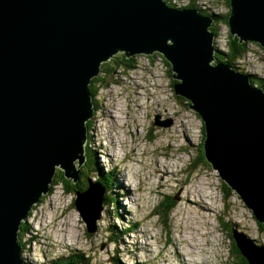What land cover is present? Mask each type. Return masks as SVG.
<instances>
[{"label": "water", "instance_id": "obj_1", "mask_svg": "<svg viewBox=\"0 0 264 264\" xmlns=\"http://www.w3.org/2000/svg\"><path fill=\"white\" fill-rule=\"evenodd\" d=\"M231 3V34L264 51L255 43L264 47V0ZM212 22L163 0H0V264H23L18 232L56 168L78 182L93 114L87 87L101 61L119 51L126 58L157 52L170 63L174 94L203 123L205 160L264 224V90L215 59L222 52ZM75 195L93 234L104 190L87 179ZM232 240L247 264H263L262 246L253 247L258 257L237 228Z\"/></svg>", "mask_w": 264, "mask_h": 264}, {"label": "rangeland", "instance_id": "obj_2", "mask_svg": "<svg viewBox=\"0 0 264 264\" xmlns=\"http://www.w3.org/2000/svg\"><path fill=\"white\" fill-rule=\"evenodd\" d=\"M199 5L223 12L222 0H202ZM214 27V44L226 51L224 25ZM154 53H136L124 61L119 51L108 62L101 61L107 65L97 76L105 82L93 87L94 109L83 148L94 172L83 168L75 183V191L82 192L87 179L95 183V174L112 177L96 231L87 233L73 205L75 191L57 183L25 221L30 227L22 238L23 264L60 259L85 264H235L241 256L229 239L233 228L253 241L249 249L258 257L255 245L264 253V230L250 210L205 159L197 162L203 151V123L186 100L176 98L171 68ZM235 67L264 81V51L248 47ZM105 68L112 73L103 74ZM105 136L116 141L113 151L104 146ZM171 202V213L161 216V205Z\"/></svg>", "mask_w": 264, "mask_h": 264}, {"label": "trees", "instance_id": "obj_3", "mask_svg": "<svg viewBox=\"0 0 264 264\" xmlns=\"http://www.w3.org/2000/svg\"><path fill=\"white\" fill-rule=\"evenodd\" d=\"M163 1L169 7L170 6H174L176 4V2H175L176 0H163ZM201 1L202 0H189V2H190L189 3V5H190L189 7L193 8L196 11H199V10H201V11H207V8H199L197 6L199 4V2H201ZM222 1H223L224 5L226 7V11L222 12L221 9L219 8V10H216V12H217L216 14H210L209 15V17L214 20L213 25L210 27V31L213 33L214 37L217 36V31H218V29H216L214 26H219L220 24H222V25H225L226 28H227V30H228L227 40H226V47H227L226 48V51H222V56H221V54H215V59L217 61L222 62V63L230 66L231 68L237 70V68L235 67V65L239 61H241L243 59V57L246 55V53L248 51V46L247 45L249 43H251L252 41H250V40L245 41V40L240 39L239 36L232 35L231 34L230 28H229V18H230L231 14H232V3H231V0H222ZM255 43L260 47V49H263L264 50V47L260 43H257V42H255ZM154 54H157V55L161 56L160 59L163 62H165V66L171 68V71H172V67H171L170 63L164 58V56L158 54L157 52L154 53ZM121 57H122V59L124 61H126L127 58L125 57L124 54H122ZM106 62H108V61H106ZM106 62L100 64V67H101L100 69H102L103 67H106V65H107ZM122 64H124V63H122ZM112 71L113 70L111 68H108V69L105 68L102 73L103 74H105V73L110 74V73H112ZM173 74L171 75V78L173 79L171 81L172 86H174L177 83L175 81V79L173 78ZM249 77H252V76H249ZM259 81L261 82V84L256 83L255 82V78H254L252 80L251 84H256L258 87H260V88H262L264 90V86H263L264 81H262L261 79H259ZM101 82H105V80H103V78H101V77H98L97 79H94V78L91 79L90 80V83L88 84L87 89H88V91L90 93V98H91L92 103H94L93 97H94V91H95V90H93V87H95V84L96 83H101ZM176 98L179 99V100L184 99V98L178 97V96ZM130 115H131V110H130ZM85 127H86V129H87V127L90 128L91 127V123L90 122H86ZM202 135H203V137H202L201 147H202L203 141H204L203 124H202ZM204 159H205L204 158V153H203V151H200L199 159L197 160V162L200 164V161L203 162ZM198 165H196L194 168H196ZM83 168H88V171L90 173H93L94 172V169L91 167V163L88 160L81 167L79 177L81 176V173H82V169ZM62 175L64 176V172H62V171H57L55 173L54 178H53V181H52V185L50 186V191H51V189L53 188L54 185H56L57 183H62L63 182V184H65L64 185L65 190L70 189V190H72L74 192L75 189H76V184L75 183L74 184H71L70 181H64L66 177L65 176L63 177ZM92 178H95L96 181L99 182L102 185V187L104 188V191L107 190L109 192L110 186H111V183H112V177H111L110 174L101 175L99 173L97 175L95 174ZM86 179H87V177H85V180ZM222 184L226 188V190L229 189L223 182H222ZM86 188H87V183L85 184V182H84L83 183V188L81 190L84 191ZM44 197L45 196H43L41 198V200H43ZM104 198H105V196H104ZM173 207H174V203L173 202H171L170 205H169V203H164V205H161L160 212L159 213L161 214V216L167 217L169 215V213H171V210L173 209ZM155 216H157V215H155ZM252 216H253V214H252ZM253 218H254V216H253ZM24 223H25V225L22 223V225H21V228L22 229L20 228V231L18 232V243H19V245L21 247L23 246V248H24V245L22 244V238L24 237V234H26V232L28 231V229L30 227V225H28L26 222H24ZM224 225L225 224H223V226ZM258 226L260 227L261 230H264V224L258 223ZM227 229L229 230L228 227H227ZM19 236H21V242L19 240ZM229 239L231 241V244L233 246V249H234L235 253L237 255H240L239 252L237 251L236 247H235L234 241L232 240V230L229 231ZM231 253H233V251H231ZM67 261H74L76 263L85 264L84 262H82V260H79L78 261V260L70 259V260H67ZM67 261L64 260V259H60V260L54 262L53 264H64ZM235 264H247V261L244 258L240 257V260L239 261L237 260Z\"/></svg>", "mask_w": 264, "mask_h": 264}, {"label": "bare ground", "instance_id": "obj_4", "mask_svg": "<svg viewBox=\"0 0 264 264\" xmlns=\"http://www.w3.org/2000/svg\"><path fill=\"white\" fill-rule=\"evenodd\" d=\"M97 77V76H96ZM177 81V80H176ZM130 110H132V109H130ZM107 135V134H106ZM105 138L107 139V140H110V142L111 143H113L114 142V140H111V139H108L109 137H107V136H105ZM116 142V141H115ZM114 142V143H115ZM167 167V166H166ZM150 185V184H149ZM197 191V190H196ZM189 192V191H188ZM190 193H192V192H190ZM197 193V192H196ZM188 194V193H187ZM189 195V194H188ZM200 197H204V196H200L199 195V199H200ZM187 202H188V199L186 200ZM200 201H202V200H200ZM197 204H199L198 202H197ZM200 205V204H199ZM201 206V205H200ZM204 207H205V205H204ZM203 208V207H202ZM202 208H200V210L202 209ZM206 208V207H205ZM22 229V228H21ZM124 233H125V231H124ZM150 261V260H149ZM189 261H192L191 259L189 260Z\"/></svg>", "mask_w": 264, "mask_h": 264}, {"label": "built area", "instance_id": "obj_5", "mask_svg": "<svg viewBox=\"0 0 264 264\" xmlns=\"http://www.w3.org/2000/svg\"><path fill=\"white\" fill-rule=\"evenodd\" d=\"M175 2H176L175 6L180 7V6L185 5V4L187 3V0H185V4H183V5H179V4L177 3V1H175Z\"/></svg>", "mask_w": 264, "mask_h": 264}, {"label": "clouds", "instance_id": "obj_6", "mask_svg": "<svg viewBox=\"0 0 264 264\" xmlns=\"http://www.w3.org/2000/svg\"><path fill=\"white\" fill-rule=\"evenodd\" d=\"M189 1V0H188ZM190 3V2H189ZM170 7H172V8H174V9H176V6L174 5V6H170Z\"/></svg>", "mask_w": 264, "mask_h": 264}, {"label": "flooded vegetation", "instance_id": "obj_7", "mask_svg": "<svg viewBox=\"0 0 264 264\" xmlns=\"http://www.w3.org/2000/svg\"><path fill=\"white\" fill-rule=\"evenodd\" d=\"M104 80V79H103Z\"/></svg>", "mask_w": 264, "mask_h": 264}]
</instances>
